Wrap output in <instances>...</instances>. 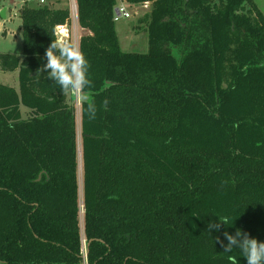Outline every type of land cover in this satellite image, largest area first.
<instances>
[{
	"label": "trees",
	"instance_id": "16d2710c",
	"mask_svg": "<svg viewBox=\"0 0 264 264\" xmlns=\"http://www.w3.org/2000/svg\"><path fill=\"white\" fill-rule=\"evenodd\" d=\"M118 1L76 0L96 105L80 127L75 97L37 73L71 8H22V60H1L21 82H0V264H247L223 245L237 229L264 241V14L128 0L151 8L147 51H126Z\"/></svg>",
	"mask_w": 264,
	"mask_h": 264
},
{
	"label": "clouds",
	"instance_id": "9594fccd",
	"mask_svg": "<svg viewBox=\"0 0 264 264\" xmlns=\"http://www.w3.org/2000/svg\"><path fill=\"white\" fill-rule=\"evenodd\" d=\"M54 39L45 51L46 63L37 73L46 71L47 78L55 81L65 94L87 102V113L89 119L96 115V105L85 92L86 88L92 86L88 78V61L78 44L71 38L63 28L54 29ZM39 76V75H38ZM108 101L105 100V105ZM219 223H209V230L219 231L221 225H228L227 217H219ZM227 244L223 245L224 252L231 253L234 248L239 249L247 264H264V241L251 237L248 233L237 229L235 234L224 233ZM229 264H239L236 256H228Z\"/></svg>",
	"mask_w": 264,
	"mask_h": 264
},
{
	"label": "rangeland",
	"instance_id": "374dc122",
	"mask_svg": "<svg viewBox=\"0 0 264 264\" xmlns=\"http://www.w3.org/2000/svg\"><path fill=\"white\" fill-rule=\"evenodd\" d=\"M259 9L264 14V0H254ZM49 3L54 7H69L71 8L73 0H46L45 4ZM40 5V0H0V82L14 87L19 91L21 82V70H6L1 64L2 56L15 54L22 60L23 38L20 30L22 20L20 13L24 5ZM151 6V5H150ZM131 6L133 13L129 19H121L116 24V30L120 39L122 48L126 51L145 52L148 49V36L145 30V24L140 20L151 7ZM73 18V17H72ZM71 30V39L78 44L84 30L79 27L78 22L73 19L69 25ZM77 111L78 127L81 123V103H75ZM24 110L26 107H24ZM22 108V115H23ZM24 116L28 117L25 111ZM80 133V129H79ZM81 179V197H82V167L80 165ZM84 210L82 211L83 214ZM87 264V262H85Z\"/></svg>",
	"mask_w": 264,
	"mask_h": 264
},
{
	"label": "built area",
	"instance_id": "2783aa9c",
	"mask_svg": "<svg viewBox=\"0 0 264 264\" xmlns=\"http://www.w3.org/2000/svg\"><path fill=\"white\" fill-rule=\"evenodd\" d=\"M41 3L46 2V0H40ZM151 5L150 1H145L143 3H130L128 0H119L118 4L116 6L115 10V15H114V21L117 22L121 19H129L132 17L133 13L131 11V6H142V7H149ZM71 11H72V17L75 22H78V12H77V6L76 3L73 0V4L71 6ZM58 28H63L65 29L68 34L70 35L71 38V30L68 26H59ZM78 101L80 99H77ZM80 102V101H79ZM83 249H84V254L86 252V239L83 237Z\"/></svg>",
	"mask_w": 264,
	"mask_h": 264
},
{
	"label": "water",
	"instance_id": "95a60500",
	"mask_svg": "<svg viewBox=\"0 0 264 264\" xmlns=\"http://www.w3.org/2000/svg\"><path fill=\"white\" fill-rule=\"evenodd\" d=\"M74 2L76 3V0H74ZM76 6H77V4H76ZM77 101H78L77 98H75V100L73 101V104L75 105V103H76ZM79 101H80V103L85 102V101H83V100H81V99H80ZM84 256H85V257L88 256V249H87V246H86V252H85Z\"/></svg>",
	"mask_w": 264,
	"mask_h": 264
},
{
	"label": "crops",
	"instance_id": "0c3cea01",
	"mask_svg": "<svg viewBox=\"0 0 264 264\" xmlns=\"http://www.w3.org/2000/svg\"><path fill=\"white\" fill-rule=\"evenodd\" d=\"M120 40V39H119ZM121 43V42H120ZM122 46V45H121Z\"/></svg>",
	"mask_w": 264,
	"mask_h": 264
}]
</instances>
